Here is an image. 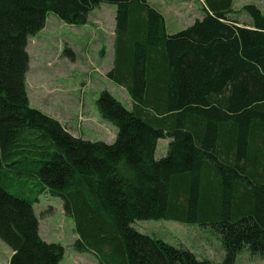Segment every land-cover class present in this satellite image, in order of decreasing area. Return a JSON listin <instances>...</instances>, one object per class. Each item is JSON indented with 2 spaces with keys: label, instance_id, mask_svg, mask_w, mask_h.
Instances as JSON below:
<instances>
[{
  "label": "trees",
  "instance_id": "1",
  "mask_svg": "<svg viewBox=\"0 0 264 264\" xmlns=\"http://www.w3.org/2000/svg\"><path fill=\"white\" fill-rule=\"evenodd\" d=\"M205 16L174 35L148 0H0V239L9 264H62L65 247L40 235L34 206L62 198L77 252L99 264H211L184 247L137 231L170 220L215 232L223 264L264 258V13L234 0H202ZM264 1V0H263ZM115 5L109 80L131 101L104 91L100 116L115 141H88L32 107L29 40L49 13L90 24ZM74 58L71 50L65 51ZM167 154L156 158L159 142Z\"/></svg>",
  "mask_w": 264,
  "mask_h": 264
},
{
  "label": "rangeland",
  "instance_id": "2",
  "mask_svg": "<svg viewBox=\"0 0 264 264\" xmlns=\"http://www.w3.org/2000/svg\"><path fill=\"white\" fill-rule=\"evenodd\" d=\"M149 3L164 16L169 35L194 25L203 16L199 1L190 17L188 12L184 15L187 10L183 9L187 7L182 0H149ZM245 5H254L264 13L262 0H234V15L241 20L248 21L241 12ZM116 10L115 5L102 3L91 13L90 24L85 26L66 24L49 13L44 30L30 38L28 44L30 71L26 82L32 107L56 119L77 137L108 144L115 141L117 128L100 116L96 106L100 94L106 91L124 107H131L125 90L107 77L114 60ZM67 50L74 53V58L65 54ZM168 145V140L159 142L156 158L167 154ZM63 205L62 198L49 194L40 197L34 206L40 221V235L46 242L65 247L62 264H99L92 253L74 250L78 235ZM133 227L171 246L186 248L198 260L223 264L225 250L221 238L199 225L145 220L136 221ZM11 256L12 250L0 239V264H9ZM236 264H264V258H254L244 251Z\"/></svg>",
  "mask_w": 264,
  "mask_h": 264
},
{
  "label": "crops",
  "instance_id": "3",
  "mask_svg": "<svg viewBox=\"0 0 264 264\" xmlns=\"http://www.w3.org/2000/svg\"><path fill=\"white\" fill-rule=\"evenodd\" d=\"M149 1V0H148ZM183 1V4H184V7H187V9H183V10H187V11H184L185 13H184V15H186V13L188 12L189 13V16L188 17H190V15L192 14V13H195V10L194 9H196V4H197V1H199L201 4H202V10H203V16H201V19L200 20H202L203 18H204V16H205V8H206V6H205V4H204V2L202 1V0H196L194 3H191L190 1L191 0H182ZM187 1L188 2H190L189 4L187 3ZM263 1V0H262ZM264 2V1H263ZM179 8V7H178ZM249 20V19H248ZM196 22V21H195ZM165 23H166V20H165ZM195 24V23H194ZM192 26V25H191ZM190 26V27H191ZM167 27V26H166ZM187 28H189V27H187ZM187 28H184V29H187ZM168 33V32H167ZM112 68V66L109 68V70ZM169 141V140H168ZM241 256V255H240ZM240 256H239V258H240ZM239 258H238V260H239Z\"/></svg>",
  "mask_w": 264,
  "mask_h": 264
},
{
  "label": "bare ground",
  "instance_id": "4",
  "mask_svg": "<svg viewBox=\"0 0 264 264\" xmlns=\"http://www.w3.org/2000/svg\"><path fill=\"white\" fill-rule=\"evenodd\" d=\"M39 223H40V221H39Z\"/></svg>",
  "mask_w": 264,
  "mask_h": 264
}]
</instances>
